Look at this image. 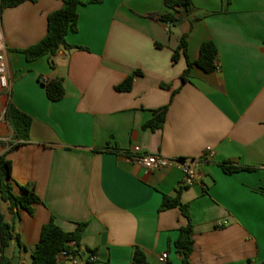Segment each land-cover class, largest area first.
<instances>
[{
  "label": "crops",
  "instance_id": "0c3cea01",
  "mask_svg": "<svg viewBox=\"0 0 264 264\" xmlns=\"http://www.w3.org/2000/svg\"><path fill=\"white\" fill-rule=\"evenodd\" d=\"M61 7L60 0H38L0 10L11 81L9 93L0 90V155L13 141L6 120L12 104L31 127L28 141L7 154L11 179L34 186L40 199L14 227L20 264L30 263L51 219L67 233L86 224L77 264H135L134 248L150 264H182L174 242L187 220L178 209L159 211L163 196L176 195L193 226L191 264L264 262V0H230L227 8L221 0H191L175 27L148 17L164 13L163 0L81 5L77 31L65 40L86 50L61 49L54 68L47 56L26 61L22 50L44 38L47 16ZM182 36L186 53L172 63ZM206 42L217 49L218 70L192 67L182 83L187 62ZM133 72L139 75L131 89L117 92ZM57 79L65 95L51 102L44 84ZM162 108V127L146 128ZM134 147L195 161L196 183L182 187L176 167L135 165ZM223 163L254 171L226 175ZM0 215L11 223L2 202ZM13 251L12 245L10 259ZM163 253L168 257L160 263Z\"/></svg>",
  "mask_w": 264,
  "mask_h": 264
},
{
  "label": "trees",
  "instance_id": "16d2710c",
  "mask_svg": "<svg viewBox=\"0 0 264 264\" xmlns=\"http://www.w3.org/2000/svg\"><path fill=\"white\" fill-rule=\"evenodd\" d=\"M38 0H0V10L13 8L25 2L35 3ZM62 7L60 10L47 16V32L42 40L37 44L22 50L26 61H35L41 57L47 56L50 60V67L54 68L52 58L61 50H86L83 47L70 46L66 43V35L69 32L77 31L78 13L77 9L81 5L99 4L103 0H86L81 3L78 0H60ZM223 7L227 8L230 0H221ZM164 13L149 15L151 19H156L161 23H168L175 27L180 24L188 15L191 8V0H163ZM187 49L186 36L179 40L177 48L172 55V63L178 61L179 55H185ZM217 49L211 42H206L200 46L199 55L195 62H187V68L180 77L182 83L187 81L192 67H196L205 73L216 70L217 67ZM139 72H133L120 85L115 87L117 92H128L131 89L133 80ZM46 95L51 102L60 101L65 90L61 79H57L44 84ZM167 108H162L153 113V118L146 124V128H161ZM6 120L13 131V141L9 143V149L6 153L0 155V203L7 204V211L11 216V223H6L0 215V264L10 263V250L12 242L19 244L18 235L14 234V224L16 219H20V212L26 211L30 216L33 215L34 206L40 203L34 186L26 185L19 187L11 179V162L7 159V154L22 146L29 139L31 118L20 112L12 104H8L6 109ZM128 156V154H126ZM220 168L226 175H232L240 171H254V168L236 167L230 164H220ZM168 209H178L181 215L187 220V224L178 231V237L174 242L176 253L181 258L182 264H191L190 255L193 249V226L189 214L188 205L183 204L180 196H163L159 211ZM86 224H77L73 232L62 231L51 219L42 226L38 242L31 252V261L29 264H65L60 260L59 255L63 251L83 255L81 250L82 233ZM90 262V261H89ZM91 263V262H90ZM132 263L150 264L146 260L145 254L139 248H134L132 253ZM247 264H253L247 262ZM259 264H264L261 262Z\"/></svg>",
  "mask_w": 264,
  "mask_h": 264
},
{
  "label": "built area",
  "instance_id": "2783aa9c",
  "mask_svg": "<svg viewBox=\"0 0 264 264\" xmlns=\"http://www.w3.org/2000/svg\"><path fill=\"white\" fill-rule=\"evenodd\" d=\"M164 24L166 25V27L170 26V24L168 23H164ZM216 70H218V67H216ZM43 82L45 83L46 80H43ZM10 87H11V81L8 73L5 47H4L2 34L0 33V90L9 93ZM131 153L132 156L129 159L135 165L143 168L146 171H153L167 167H176L180 170L182 174V187L185 188L191 187L196 183L197 174L195 171V164H196L195 161L189 159H168L160 155L144 154L141 152L139 147H134ZM204 158L206 160L212 158V152L210 149H207L205 151ZM225 224L226 223L223 222V224H218V225L221 226ZM167 257H168L167 254L163 253L158 258V261L160 263H165ZM59 258L63 260H67L69 264H77L80 257L76 253L63 251L60 253ZM89 261L92 263L95 261V259L92 257L89 259Z\"/></svg>",
  "mask_w": 264,
  "mask_h": 264
},
{
  "label": "water",
  "instance_id": "95a60500",
  "mask_svg": "<svg viewBox=\"0 0 264 264\" xmlns=\"http://www.w3.org/2000/svg\"><path fill=\"white\" fill-rule=\"evenodd\" d=\"M19 219H16L15 221V232L17 230V223H18ZM12 245L14 247V251H13V255L12 258L10 259V263L9 264H20V246L18 245L17 242L13 241Z\"/></svg>",
  "mask_w": 264,
  "mask_h": 264
},
{
  "label": "rangeland",
  "instance_id": "374dc122",
  "mask_svg": "<svg viewBox=\"0 0 264 264\" xmlns=\"http://www.w3.org/2000/svg\"><path fill=\"white\" fill-rule=\"evenodd\" d=\"M19 187H22L21 185L17 184Z\"/></svg>",
  "mask_w": 264,
  "mask_h": 264
}]
</instances>
